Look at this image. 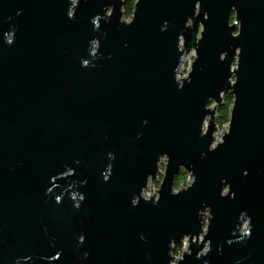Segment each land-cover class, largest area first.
Here are the masks:
<instances>
[{
  "label": "water",
  "instance_id": "obj_1",
  "mask_svg": "<svg viewBox=\"0 0 264 264\" xmlns=\"http://www.w3.org/2000/svg\"><path fill=\"white\" fill-rule=\"evenodd\" d=\"M123 2L0 0V264H264V0Z\"/></svg>",
  "mask_w": 264,
  "mask_h": 264
},
{
  "label": "rangeland",
  "instance_id": "obj_2",
  "mask_svg": "<svg viewBox=\"0 0 264 264\" xmlns=\"http://www.w3.org/2000/svg\"><path fill=\"white\" fill-rule=\"evenodd\" d=\"M135 9V7H134ZM134 12V11H133ZM133 15V13H132ZM132 15L130 17H124V20L125 21H129L130 18L132 17ZM231 25V23H230ZM236 34V33H234ZM194 61V55H192V51L189 52V56L187 57L186 59V62H184V64L181 66V73H180V77L179 78H183L184 76L187 75V73H189V70H191V67H189V64L190 62H193ZM233 67H237L236 66V63H234ZM233 83H235V81L233 80L232 81ZM222 105V103L220 104V106ZM218 106V108L220 107ZM233 104L231 105L230 107V112H231V108H232ZM209 107L211 108H214V105L211 103L209 105ZM217 108V110H218ZM217 110L215 111V124L217 125V130L218 132L216 133V131L214 132L213 135H215V140H213V143L211 145L212 148L215 147V145H217L218 141H223V138H222V135L224 134V128L229 127V121H227L225 124L221 125V124H218L216 122V115H217ZM229 119H230V115H229ZM208 122H209V118L206 119V121L204 122V125H206L208 127ZM205 127V126H204ZM228 130V128H226V131ZM206 132V131H205ZM219 136H218V135ZM215 141V142H214ZM167 164V160H164L163 163L161 164L160 166V173H158L157 175V179L155 182L152 183L153 186H151V182H149V187L148 186V189H147V192H146V196L148 198H150V196H153V194H157L158 192H156V190H159L161 188V183H162V180L164 179V175H165V169H166V165ZM179 178H175V185H174V193H178V189H187V184H188V181L187 180H194V178L187 172V170L183 169L180 174L178 175ZM181 176V177H180ZM205 216V222H204V225H203V230H204V233L203 234H206V219H207V216H208V212L204 214ZM200 242L203 240V236H200L199 238ZM186 243H189V240L188 239H184L181 244L179 245H176V247L178 246V252L175 250V253H174V256L176 259L180 258L183 256V250L186 249ZM180 254V255H179Z\"/></svg>",
  "mask_w": 264,
  "mask_h": 264
},
{
  "label": "trees",
  "instance_id": "obj_3",
  "mask_svg": "<svg viewBox=\"0 0 264 264\" xmlns=\"http://www.w3.org/2000/svg\"><path fill=\"white\" fill-rule=\"evenodd\" d=\"M137 0H124L122 5L123 13L126 17H130L134 11V7ZM233 95L230 92H227L223 95V103L217 110L216 115V122L218 124H225L227 121H229V115H230V107L233 104ZM181 177V176H180ZM177 179L179 176L176 177ZM178 246L176 247V251L178 252Z\"/></svg>",
  "mask_w": 264,
  "mask_h": 264
},
{
  "label": "bare ground",
  "instance_id": "obj_4",
  "mask_svg": "<svg viewBox=\"0 0 264 264\" xmlns=\"http://www.w3.org/2000/svg\"><path fill=\"white\" fill-rule=\"evenodd\" d=\"M205 127H204V131H206L207 130V126L206 125H204ZM214 132L215 131H213V133H212V136H214L213 134H214ZM214 140V139H213ZM215 142V141H214ZM147 192V191H146ZM247 224H248V221H246L245 223H244V225H243V227L245 228L246 226H247ZM200 236H203V233H201L200 235H199V238H200ZM198 243H200V240L198 239Z\"/></svg>",
  "mask_w": 264,
  "mask_h": 264
}]
</instances>
